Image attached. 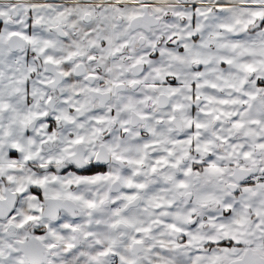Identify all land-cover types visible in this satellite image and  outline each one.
I'll use <instances>...</instances> for the list:
<instances>
[{"label":"snow or ice","instance_id":"1","mask_svg":"<svg viewBox=\"0 0 264 264\" xmlns=\"http://www.w3.org/2000/svg\"><path fill=\"white\" fill-rule=\"evenodd\" d=\"M0 264H264V0H0Z\"/></svg>","mask_w":264,"mask_h":264}]
</instances>
